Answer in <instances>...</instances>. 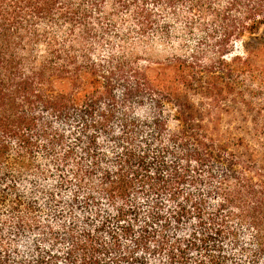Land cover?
<instances>
[{"label":"trees","instance_id":"16d2710c","mask_svg":"<svg viewBox=\"0 0 264 264\" xmlns=\"http://www.w3.org/2000/svg\"><path fill=\"white\" fill-rule=\"evenodd\" d=\"M0 264H264V0H0Z\"/></svg>","mask_w":264,"mask_h":264},{"label":"rangeland","instance_id":"374dc122","mask_svg":"<svg viewBox=\"0 0 264 264\" xmlns=\"http://www.w3.org/2000/svg\"><path fill=\"white\" fill-rule=\"evenodd\" d=\"M118 33L109 32L108 37L103 42L95 43L94 51L97 57H108L116 54L117 56L127 55L133 60H139L141 66L147 65L157 66L167 59L174 51H183L192 49L198 41V35L181 36V29H176V37L171 41L158 40H142L138 34L133 31L127 39L124 34L130 28L131 22L125 16L117 18ZM179 27V26H177ZM133 54L134 56H132ZM190 101L198 107L202 101L199 91L187 93ZM174 110V107H170Z\"/></svg>","mask_w":264,"mask_h":264}]
</instances>
